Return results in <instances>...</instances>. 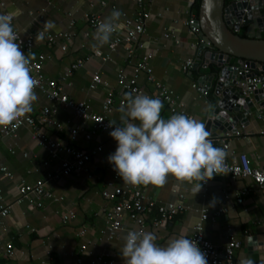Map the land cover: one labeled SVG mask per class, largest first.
Returning <instances> with one entry per match:
<instances>
[{
	"label": "crops",
	"instance_id": "obj_1",
	"mask_svg": "<svg viewBox=\"0 0 264 264\" xmlns=\"http://www.w3.org/2000/svg\"><path fill=\"white\" fill-rule=\"evenodd\" d=\"M5 1L6 11L15 14L13 26L22 34H36L38 30H44V22L47 20L55 23V28L48 30L49 32L66 31L71 34L70 40L61 39L53 45H48L44 39L38 41L35 35L34 48L25 55L31 54V59H38L41 53L50 54L51 57L44 63V72L52 78H60L67 68L83 58V64L65 81V91L74 99L86 100L95 112H101L104 99L113 91V110L109 116L123 126L120 119L122 113L119 111L123 99L117 94L118 73L124 71L130 77L133 67L126 61L123 46L111 52V60L102 59L103 55L110 53V42L95 46L98 44L94 39L96 29L89 25L84 15L97 13L105 19L113 9L120 10L123 13L119 21L120 28L112 35V40L114 36L124 32L123 17H135L139 10L137 0H110L106 4H102L103 0ZM144 2L150 16L146 31L141 37L142 45L137 47V59L151 53L150 64L156 78L175 91L185 103L188 113L204 123L215 107L214 104L210 105L212 93L201 95L193 83L198 82L200 75L209 74V69L204 66L206 61L201 62L199 72L191 70L185 73L181 69L188 58L196 61L198 57L199 35L193 33L186 24L192 4L187 0ZM42 8H45L44 12H41ZM166 33H169L168 37L165 36ZM63 43L67 45L65 50L61 49ZM96 49L100 55L94 54ZM233 61L236 62L235 59ZM95 72L109 86L100 84L96 89H91ZM138 84L152 98H159L155 87L144 73L140 74ZM36 95L38 100L33 103L31 113H38L42 107L48 106L63 123L61 130L47 128L50 136L69 142V128L79 125L81 128L73 141L74 145L85 150L98 146L101 148L92 156L87 171L48 181L46 189L62 199H45L44 205L39 207L28 200L15 202L19 182L23 178L29 182L46 179L50 172L58 169L61 159L68 155L61 153L59 157H52L49 149L33 139L28 126H22L16 136H0V167H8L14 175L13 178L0 180L4 201L12 203L10 213L0 219V239L4 245L12 243L14 247L12 257L5 254V247H0V264H76L79 256L83 258V264H90V259L95 255H105L113 259L114 264H125L121 249L125 243L126 231L136 225L124 215L121 217L124 229L109 238L110 219L104 210L111 208L113 203L102 196L106 182L115 172L108 157L115 152L117 141L101 131L95 132L89 139L86 138L85 133L92 129L90 121L84 123L74 110L55 100L46 99L40 91ZM162 103L161 117L167 120L172 114L167 104L164 101ZM256 104L258 105L257 102ZM237 127L240 134L229 132L219 142L213 143L214 146L222 148L223 143L227 142L234 151H227L229 160L234 161L238 154L246 153L253 167L264 170V120L252 115L247 126L239 123ZM44 161H48V164H44ZM116 183L123 184L119 180ZM145 192L160 203L174 201L186 206L184 212L158 227L152 224L158 217L157 210L148 213L146 231L156 235L159 246H166L172 238L192 234L201 211L205 210L209 215L216 216L214 221L209 219L204 222L207 239L219 247H224L228 239L235 236L241 243L235 253L237 264L246 259H252L255 264H264V192L251 178H233L228 173H221L215 175L206 185L203 184L201 191L195 196L192 184L179 182L169 175L163 187L146 186ZM239 197H242V202H238ZM220 203L225 205L226 211L217 213ZM71 210L75 212V217L68 224H64L63 215ZM83 228L88 230L84 236L79 234ZM83 243L88 244L86 252L80 251Z\"/></svg>",
	"mask_w": 264,
	"mask_h": 264
},
{
	"label": "built area",
	"instance_id": "obj_2",
	"mask_svg": "<svg viewBox=\"0 0 264 264\" xmlns=\"http://www.w3.org/2000/svg\"><path fill=\"white\" fill-rule=\"evenodd\" d=\"M110 0H103L102 4H106ZM194 3V0H187ZM139 10L135 17L124 16V32L121 35H116L109 43L110 53L102 56L104 61L111 60V52H114L119 46H123L126 52V61L133 67L132 76L128 77L124 71L118 73V91L117 94L124 97L126 93H132L133 96L137 94L148 95L150 94L143 91L141 86L138 84V78L140 74L144 73L149 82L153 84L157 91L158 97L164 101L169 111L172 115L174 114H184L190 117H194L192 114L187 112L185 103L179 99L175 91L169 86L164 84L162 81L156 78L153 67L150 64V59L152 58L151 53H146L142 55L140 59H137V47L141 46V37L146 31V23L149 19L150 13L145 9L144 0H137ZM6 1L0 0V9H2L1 14H8L6 11ZM45 8L41 9L44 12ZM85 20L89 25L97 29L98 25L104 21L101 15L97 13H86L84 15ZM198 17L192 11H190L189 18L186 22L189 29L199 35V42L203 41L201 29L197 26ZM13 26V24H12ZM14 31L17 34L16 43L20 45L21 50L24 53H30L35 45V35L38 31L44 32V40L48 45H53L58 43L61 39L68 41L71 39V34L64 31L59 33H52L49 31H44L43 29L38 30L36 34L29 33L27 35L22 34L14 26ZM166 37L169 33L165 34ZM61 49H67V45L63 43ZM95 55H100L99 51L96 49L94 51ZM50 54L41 53L38 59H31L30 69L31 75L37 81V87L35 92L40 91L44 94L45 98L48 100H55L60 104L74 110L76 115L82 119L85 123L90 121L92 123V129L85 133L86 138H91L92 135L101 131L106 133L111 137L110 132L114 130L115 126H120L117 122L113 121L109 114L113 110L114 92L111 91L102 103L101 112H95L92 110L90 104L86 100H78L70 97L65 91V81L73 74V71L83 64L84 59H78L69 68H67L60 78H52L46 75L44 72V63L50 58ZM195 63L194 58H188L181 66L182 71L188 73L192 70ZM234 69L237 70L238 76H240L237 83L244 87L243 91L245 95L252 94L258 86L264 87V69L259 68L258 71L252 68L250 63L244 61L240 65H234ZM109 86V83L105 81L98 72L93 75L92 82L90 84L91 89H96L98 85ZM193 86L201 95H206L207 91L204 86L198 82H194ZM258 117L264 120V110H261ZM113 124L110 126V124ZM22 126H28L31 130L33 139H35L40 145L49 149V153L52 157H59L61 153H66L68 157L61 159L60 166L55 172H50L46 179H37L35 182H29L26 179H21L18 184V197L15 202H22L23 200H28L32 204L39 207L44 205L45 199L60 200L62 197H57L51 191L46 189V184L50 180L57 179L64 175L80 174L81 172L87 171L88 163L91 161L93 155L96 154L97 150L101 146L96 147L92 150L80 149L74 145V140L76 139L80 126L75 125L69 128L70 131V141L65 142L62 139H56L50 136L47 132V128H53L61 130L63 128V123L56 118L55 111L48 106L42 107L38 113H30L25 117L20 118V121L15 124V127L9 126L8 128L0 127V136H16L18 130ZM240 134L239 131L236 132ZM264 135V131H263ZM113 138V137H111ZM222 148L226 151L231 150L229 143H223ZM232 153L234 151L231 150ZM25 155H28L25 153ZM44 164H48V161H44ZM225 170L223 173L230 174L233 178H251L255 183H257L262 191L264 192V170L257 169L252 166L251 160L246 153H240L237 155L236 160H229L226 156ZM13 173L6 166L0 167V180L2 178H13ZM122 181V179L114 172L113 177L106 182V186L102 190V196L104 199L111 201L113 206L109 209H105L104 212L106 216L110 219V224L108 226V236L113 238L119 231L123 230L121 224V217L127 215V217L133 221L136 225L133 229H128L129 231H146L147 228V215L152 210L156 209L158 212V217L153 220L152 224L154 227H158L161 224H165L171 221L176 215L184 212L186 206L182 203H177L174 201H168L165 203H160L150 195L145 192L144 185L133 186L130 184H117L116 181ZM206 185V183H204ZM150 186V185H148ZM243 194V193H241ZM242 197L238 198V202H242ZM217 213H222L226 211V207L223 203ZM12 203L4 201L2 189L0 188V219L6 217L11 211ZM75 217V212L73 210L68 211L63 215L62 222L68 224ZM215 215L211 216L207 211L202 210L200 218L194 226L192 234L187 236L191 240H195L201 250L206 254L208 264H237L235 261V253L241 247V243L236 239L235 236H231L227 244L224 247H219L213 244L209 239L205 237L204 234V222L206 220H215ZM87 229L83 228L80 230L79 234L84 236L87 233ZM5 247V254L8 257L14 255V247L12 243H7L6 245L0 239V247ZM88 249V244H81L80 251L86 252ZM84 260L82 257L76 259V264H83ZM114 260L106 257L105 255H95L90 259V264H114Z\"/></svg>",
	"mask_w": 264,
	"mask_h": 264
},
{
	"label": "clouds",
	"instance_id": "obj_3",
	"mask_svg": "<svg viewBox=\"0 0 264 264\" xmlns=\"http://www.w3.org/2000/svg\"><path fill=\"white\" fill-rule=\"evenodd\" d=\"M122 15L120 10L113 9L98 25L95 46L110 42L120 28ZM14 18V13L0 14L2 128H14L20 118L33 111V103L38 100L37 81L30 69L31 54L26 56L16 43ZM53 28V21L44 22V31ZM36 39L43 40L44 32L38 31ZM124 101L119 108L123 126H115L110 132L118 146L108 160L125 184L163 187L171 175L179 182L192 184L196 196L204 183L224 172L227 153L214 146L202 121L184 114H174L165 120L161 117L162 101L148 95L126 93ZM156 240L152 232L129 231L121 249L125 264H208L206 254L195 240L181 235L170 239L166 246H159ZM239 264L255 262L246 259Z\"/></svg>",
	"mask_w": 264,
	"mask_h": 264
},
{
	"label": "water",
	"instance_id": "obj_4",
	"mask_svg": "<svg viewBox=\"0 0 264 264\" xmlns=\"http://www.w3.org/2000/svg\"><path fill=\"white\" fill-rule=\"evenodd\" d=\"M197 26L203 41L192 71L199 72L206 61L210 72L200 75L198 83L212 93L210 105L215 107L204 124L209 139L217 143L264 110V87L245 95L233 68L246 61L253 69H264V0H201Z\"/></svg>",
	"mask_w": 264,
	"mask_h": 264
},
{
	"label": "trees",
	"instance_id": "obj_5",
	"mask_svg": "<svg viewBox=\"0 0 264 264\" xmlns=\"http://www.w3.org/2000/svg\"><path fill=\"white\" fill-rule=\"evenodd\" d=\"M200 3L201 0H194V3L192 4V11L196 14L197 17H199Z\"/></svg>",
	"mask_w": 264,
	"mask_h": 264
}]
</instances>
